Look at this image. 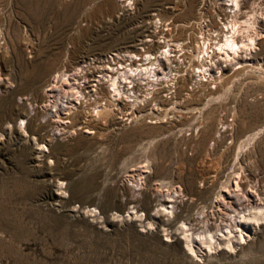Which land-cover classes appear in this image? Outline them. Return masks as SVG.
<instances>
[{"label": "rangeland", "instance_id": "obj_1", "mask_svg": "<svg viewBox=\"0 0 264 264\" xmlns=\"http://www.w3.org/2000/svg\"><path fill=\"white\" fill-rule=\"evenodd\" d=\"M239 1L259 20L238 22L241 38L257 43L199 76L160 44L186 47L192 22L199 39L216 34L222 0H0V264H264V221L211 253H192L184 234L226 232L235 212L264 207V129L244 143L264 128V0ZM139 49L162 63L155 84L153 70L130 79L143 117L109 111L88 130L86 115L53 113L101 83L88 63ZM222 73L206 94L200 78ZM148 92L166 104L154 114Z\"/></svg>", "mask_w": 264, "mask_h": 264}, {"label": "bare ground", "instance_id": "obj_2", "mask_svg": "<svg viewBox=\"0 0 264 264\" xmlns=\"http://www.w3.org/2000/svg\"><path fill=\"white\" fill-rule=\"evenodd\" d=\"M226 1L231 2L227 3ZM205 2L206 0H203L202 3L204 4ZM224 2L226 6H228L227 8L221 7V10L224 13L225 20L222 21V24L219 26L213 25L214 29L212 28V30L215 31L216 34H214V32H212V34H202L200 40L196 34L197 31L194 24L195 22H192L190 25V29L192 30L193 34L190 35V39L188 38L189 40L186 43L187 46L184 47L182 44H179L173 50V48H171L170 46L174 43L169 44L170 40H163L161 42L164 44H160L161 48L163 46L165 47L164 50H162V54L164 53L168 55L170 61H176L182 67L184 63H187L191 75L198 74L199 76H201L202 73L209 72V70L212 69V65L216 64V59H220L223 54L228 55V57L233 55V57L236 58L237 56H240L243 50H248L252 48L257 43V40L259 38L255 36H249L246 40H242V35L240 34L241 30L238 22H242L241 24H244L246 29L252 30L254 28L255 23H258L259 20L254 23L252 17L253 15H251L250 12L245 11L248 6L247 3H242L239 0H222V3H220L223 4ZM204 7L205 6L202 5L201 8L204 9ZM230 17H232V19H229ZM261 22L264 27V21L261 20ZM128 52L129 54H127V56L129 57H126V55H121V53H116L115 57H111L110 59L105 58L103 60V63L101 62V64L94 66L93 63H88L90 68H97V72L100 73L99 76L101 77V79H99L98 81L101 83H99L97 87L93 88L90 91H85V85H81L80 87L76 88L78 95L77 98L79 99L78 102L80 106L73 104L74 106L70 107V100L73 94L64 95L62 98L57 99L56 102H54L53 104V113L57 114L58 109L60 108L61 110H68V114L73 112L78 115H86V119L81 122L83 125L82 127H86L88 130L92 125L93 121L101 118L104 115L106 116L109 111L110 113L114 110H117L118 112H123L125 120L130 118H138L139 115L143 117L144 114L141 112L144 109H141L139 108L140 106H137L140 101L141 94L139 92L141 86L138 83H133V80L131 81L130 79L134 76L136 77L140 73H149L153 70L152 76L155 78L149 81H152L153 84H155L157 81L160 80V77L158 76L155 67H157V65H161L162 63L160 64L158 56L146 52L142 49H139V52ZM201 54L203 55L202 57ZM244 60L245 59H243L242 61ZM238 63L240 64V66L235 70L244 68L247 65L246 60L244 62L238 61ZM93 72L90 69L86 70L85 74L83 75V78L85 80L91 81L90 77L93 76ZM67 75L68 73L62 72L56 74V77L64 81V79L67 78ZM223 76L224 73L218 76L211 74V79L202 80L200 78L201 81L199 84L205 87L204 91H206V94H214L218 91V86H215V88H211L209 87V84L211 82H221ZM189 79L190 78H186L185 81H189ZM92 80H95V78H92ZM185 81L180 83V90L187 83ZM105 82L108 83V86L103 87ZM128 82L133 84L130 86ZM164 87L161 88L163 91H166V88ZM168 90H171V88H169ZM57 91H60V87L57 89ZM153 91L156 90L153 89ZM124 95H127L126 97H128L129 100H125L126 98L124 99ZM144 97L148 103L155 101L152 104L153 107L149 109V112L151 114H154V109L161 110L162 107L166 105L165 103L162 104V100H157V97L153 95V92L146 93ZM160 104H162V106H160ZM92 105L94 106L91 108ZM89 114L92 115L88 118L87 116H89ZM157 117H159V115H157ZM20 119H22V123H20L19 131H23L24 135L27 136L28 133L25 130L26 121L24 120L22 115L20 116ZM68 122L70 121L68 120ZM263 129L264 128L257 129L255 132L248 135L251 137L246 139V142L244 141V143H251L252 141H254L260 134L259 131H262ZM43 141L44 138L42 139V142ZM40 143L41 142H38V144ZM240 147H242V145ZM87 212L91 213L92 216L95 215V210L90 209ZM130 215L131 213H128V216ZM261 221H264V207H254L249 209L247 212H235V215L233 216V224L228 227V231L226 232H222L219 234V232L221 231L219 228H217L214 232H212L211 229H203L202 231L195 232L191 231L193 228H187V225L183 223L186 226V228L184 229V234L187 245L192 253L197 254L198 251L195 246V243L200 244L198 248L199 250L202 251V249L204 248L206 249V252L211 253L214 251V249L219 248L225 243L229 244L230 247L234 248L235 244L233 239H236L238 241L244 240L249 234V230H251V227L253 225H258Z\"/></svg>", "mask_w": 264, "mask_h": 264}, {"label": "built area", "instance_id": "obj_3", "mask_svg": "<svg viewBox=\"0 0 264 264\" xmlns=\"http://www.w3.org/2000/svg\"><path fill=\"white\" fill-rule=\"evenodd\" d=\"M125 1L126 6H130L134 4V0H123Z\"/></svg>", "mask_w": 264, "mask_h": 264}]
</instances>
